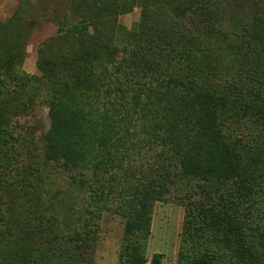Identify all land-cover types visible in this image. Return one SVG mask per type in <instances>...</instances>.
Masks as SVG:
<instances>
[{"label": "trees", "instance_id": "obj_1", "mask_svg": "<svg viewBox=\"0 0 264 264\" xmlns=\"http://www.w3.org/2000/svg\"><path fill=\"white\" fill-rule=\"evenodd\" d=\"M135 8L127 28L118 18ZM55 23L37 60L50 117L45 160L128 178L137 174L126 160L145 144L161 146L151 180L130 183L119 203L130 239L147 234L152 203L178 177L200 182L186 206L179 264H264V0H66ZM15 76L0 68V101L15 92ZM18 97L0 113L5 143ZM233 117L262 130L256 147L228 133ZM101 184L103 200L112 180ZM16 208L0 207V233L22 249L13 260L3 250L0 264H92L94 228L60 234L44 207ZM145 262L132 254L131 264Z\"/></svg>", "mask_w": 264, "mask_h": 264}, {"label": "rangeland", "instance_id": "obj_2", "mask_svg": "<svg viewBox=\"0 0 264 264\" xmlns=\"http://www.w3.org/2000/svg\"><path fill=\"white\" fill-rule=\"evenodd\" d=\"M65 12L66 0H0V68L16 74L12 79L15 92L4 102L0 101V113L15 103L14 95L19 94L20 102L18 110L7 114L6 126L12 134L10 142L0 139V207H7L9 214L17 213L16 207H44L56 218L55 228L60 234L82 230L85 226L94 228L96 239L87 251L92 264H131L134 253L145 259L144 264H150L156 254L159 264H179L186 206L199 191L200 182L175 178L163 199L152 203L148 232L141 241H137L141 236L130 239L126 232L127 216L119 208L130 183L151 180L149 163L160 161L161 146L153 148L145 144L140 153L135 152L126 160L128 171L137 174L128 178L124 171L108 178L94 174L92 169L68 170L44 158L42 135L49 128L50 117L40 92L42 73L37 63L38 47L56 34L55 18ZM139 15V8H135L120 15L118 21L131 28ZM233 118L226 124L228 133L239 135L256 147L262 130L257 126L250 129L245 119ZM258 178L264 185V171ZM109 179L112 188L104 186L108 196L102 200L96 193L102 188L101 182L107 184ZM5 244L1 231L0 259L6 250V260H13L22 243L16 240L13 246Z\"/></svg>", "mask_w": 264, "mask_h": 264}]
</instances>
